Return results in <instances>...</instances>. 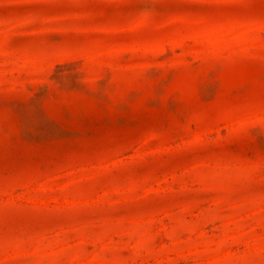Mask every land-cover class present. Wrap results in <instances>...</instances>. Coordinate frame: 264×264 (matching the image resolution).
Here are the masks:
<instances>
[{
	"label": "rangeland",
	"instance_id": "1",
	"mask_svg": "<svg viewBox=\"0 0 264 264\" xmlns=\"http://www.w3.org/2000/svg\"><path fill=\"white\" fill-rule=\"evenodd\" d=\"M0 264H264V0H0Z\"/></svg>",
	"mask_w": 264,
	"mask_h": 264
}]
</instances>
